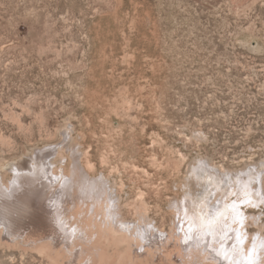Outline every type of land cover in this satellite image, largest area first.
<instances>
[{
	"label": "rangeland",
	"instance_id": "rangeland-1",
	"mask_svg": "<svg viewBox=\"0 0 264 264\" xmlns=\"http://www.w3.org/2000/svg\"><path fill=\"white\" fill-rule=\"evenodd\" d=\"M64 150L108 178L128 221L166 232L190 194L210 193L194 218L205 229L241 198L243 223L229 207L212 228L245 225L252 251L264 233V0H0V172L45 163L54 182ZM249 174L259 203L233 192ZM13 215L0 264H57L37 248L61 247L47 215Z\"/></svg>",
	"mask_w": 264,
	"mask_h": 264
},
{
	"label": "bare ground",
	"instance_id": "bare-ground-1",
	"mask_svg": "<svg viewBox=\"0 0 264 264\" xmlns=\"http://www.w3.org/2000/svg\"><path fill=\"white\" fill-rule=\"evenodd\" d=\"M37 168L36 166L27 175H21V178H18L19 190L14 192L11 199L0 202V225H2L0 227L4 229V226L9 227L13 224V212L29 211L34 217L46 214L52 224L60 231L61 242L59 240L58 244H61V247L56 250V248L50 247V244L41 242L37 248L45 256L49 254L53 261L55 260V263L61 264L57 257L62 256L63 252L67 251L71 255V260L64 262V264H76L74 260L79 264H113L112 255L114 252H120L117 264H121L123 258L129 264H217L216 257L209 256L202 247L195 245L196 237L201 232L209 231V229H205L204 226L195 222L194 219L195 216L198 217L201 214V211L207 205L210 193L206 190L200 197L195 196L193 192V197L191 194L189 198L186 197L187 204L184 207L187 210V215L191 214L190 218L187 215L183 220L180 218L178 224L176 222L171 227V231L168 232L163 227L152 226L151 221H128L124 217L126 213L123 216L124 212L122 213L119 194H113L121 218L120 227L114 228L101 223L98 218L99 210H97V214H93L91 207L87 205L85 211H80L78 206L80 200L78 199L76 202L75 198L70 197L65 190L63 192L72 200L69 198H66V201L64 200L67 196L58 191V186L62 184V178L66 174L65 169L61 175L56 170L55 174L52 173L57 182L54 185L55 181L53 182L45 163L39 170L40 174L35 175ZM29 169L31 170L32 166H29ZM16 170H20V167H16ZM195 175L204 182L209 178L208 174L202 175L201 172H196ZM254 175H243V184L237 189H233V192H237V196H245L243 200L249 199L252 202L259 203L260 198L253 193L254 188L246 186L251 182L250 180L256 178ZM52 186L55 190H52L49 194V188ZM229 193L231 192H227V194ZM63 200L69 206L68 210L72 212L66 217V220L62 217L63 211L60 208L61 205L63 206ZM239 201H241L239 197L236 200L229 198L224 203V209L219 210V212L226 214L227 209L225 206L227 204L231 205L233 202L239 204ZM176 207L179 208L177 211L182 210L179 206ZM206 222H208V219H206ZM236 223L239 225L240 219ZM236 223L233 226L229 221H225L224 225L213 228L219 238H223L225 234L227 235L221 254L223 256V253L227 252L231 257L230 260L220 259L218 264H247V257L251 252L249 245L251 244H246L250 242L251 236L248 229L245 231V225L239 228ZM238 233L239 238H237ZM263 234H261L262 237L257 238L255 244L254 264H264V250L260 248L261 245H264ZM241 240L244 242L243 244L240 243ZM51 243H57V241ZM216 246L219 247V244L217 243ZM242 247H245L244 251ZM257 252L260 253L259 257Z\"/></svg>",
	"mask_w": 264,
	"mask_h": 264
},
{
	"label": "clouds",
	"instance_id": "clouds-1",
	"mask_svg": "<svg viewBox=\"0 0 264 264\" xmlns=\"http://www.w3.org/2000/svg\"><path fill=\"white\" fill-rule=\"evenodd\" d=\"M64 158L70 163L67 172L62 178V188L89 205L93 214H97L105 226L119 228L121 218L113 197L112 186L106 176L88 171L81 160L74 161V153L64 150ZM4 172H7L6 176ZM40 174L39 168L35 175ZM12 176L9 166L0 172V202L11 199L15 191L19 190L18 178ZM2 226V225H0Z\"/></svg>",
	"mask_w": 264,
	"mask_h": 264
},
{
	"label": "snow or ice",
	"instance_id": "snow-or-ice-1",
	"mask_svg": "<svg viewBox=\"0 0 264 264\" xmlns=\"http://www.w3.org/2000/svg\"><path fill=\"white\" fill-rule=\"evenodd\" d=\"M247 195V193H245ZM259 195V193H257ZM261 202H264V196L261 197ZM243 203H251V201H243ZM226 208H231L232 212L235 214L234 219L236 217L240 218V223H243L242 213L239 212V205H237L235 202H233L231 205H226ZM222 213L217 211L210 215L208 217V224L207 227L209 228V231L207 232H201L199 236L195 239V245L197 247H202L203 250L209 254L211 257L217 258V264L220 259L230 260L231 257H229L227 252L223 253V256L221 254V250L224 247V240L227 239V235L223 238H219L217 236L216 231L212 228L213 223L216 221V219L221 216ZM123 227V225H121ZM239 238V237H237ZM217 243L219 244V247H217ZM264 247V245H262ZM256 245H253L252 251L248 254L247 257V264H254V253H255Z\"/></svg>",
	"mask_w": 264,
	"mask_h": 264
}]
</instances>
